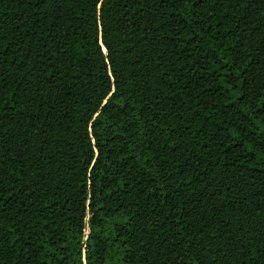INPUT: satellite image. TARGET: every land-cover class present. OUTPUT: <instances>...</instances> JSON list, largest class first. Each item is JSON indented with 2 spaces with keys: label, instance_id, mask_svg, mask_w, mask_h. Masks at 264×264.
I'll return each mask as SVG.
<instances>
[{
  "label": "trees",
  "instance_id": "trees-1",
  "mask_svg": "<svg viewBox=\"0 0 264 264\" xmlns=\"http://www.w3.org/2000/svg\"><path fill=\"white\" fill-rule=\"evenodd\" d=\"M0 264H264V0H0Z\"/></svg>",
  "mask_w": 264,
  "mask_h": 264
}]
</instances>
